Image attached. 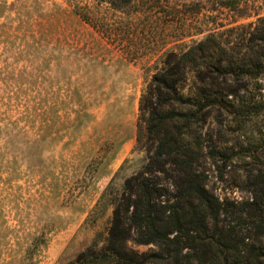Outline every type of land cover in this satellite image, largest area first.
I'll use <instances>...</instances> for the list:
<instances>
[{"label": "rangeland", "instance_id": "374dc122", "mask_svg": "<svg viewBox=\"0 0 264 264\" xmlns=\"http://www.w3.org/2000/svg\"><path fill=\"white\" fill-rule=\"evenodd\" d=\"M219 2L0 0V264H74L93 241L101 246L112 198L153 150L138 111L151 77L169 53L211 33L239 43L264 17V0L235 10ZM257 57L245 55L244 88L189 130L201 136L198 170L219 202L264 190V110L239 115L264 96V75L250 70ZM220 220L255 236L236 217Z\"/></svg>", "mask_w": 264, "mask_h": 264}, {"label": "trees", "instance_id": "16d2710c", "mask_svg": "<svg viewBox=\"0 0 264 264\" xmlns=\"http://www.w3.org/2000/svg\"><path fill=\"white\" fill-rule=\"evenodd\" d=\"M102 1L125 6L133 0ZM239 2L220 0L219 5L235 10ZM246 35L229 45L211 33L166 56L138 105L153 150L146 163L124 181L120 195L112 198L101 246L93 241L74 264H264V190L259 188L249 200L236 204L210 195L198 170L204 156L201 136L192 138L189 131L195 126L202 130L212 109H223L220 97L244 88L237 81L246 71V54L258 55L256 62L251 59L250 70L264 75V17ZM189 73L193 87L184 93L182 84ZM263 110L261 96L248 110L242 106L239 115ZM222 214L241 220L253 230L254 238L239 234L233 221L220 225ZM0 221L4 223L3 218ZM128 241L155 251L138 254L127 248ZM33 242L45 244L42 236Z\"/></svg>", "mask_w": 264, "mask_h": 264}]
</instances>
